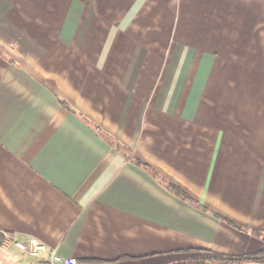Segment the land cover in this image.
I'll use <instances>...</instances> for the list:
<instances>
[{
  "label": "crops",
  "instance_id": "0c3cea01",
  "mask_svg": "<svg viewBox=\"0 0 264 264\" xmlns=\"http://www.w3.org/2000/svg\"><path fill=\"white\" fill-rule=\"evenodd\" d=\"M0 231L77 264L264 250V0H0Z\"/></svg>",
  "mask_w": 264,
  "mask_h": 264
},
{
  "label": "trees",
  "instance_id": "16d2710c",
  "mask_svg": "<svg viewBox=\"0 0 264 264\" xmlns=\"http://www.w3.org/2000/svg\"><path fill=\"white\" fill-rule=\"evenodd\" d=\"M66 108L67 106L62 103ZM119 147L118 145H115ZM170 189L184 198L183 194L173 186ZM256 237L264 238V234L253 232ZM5 239H13V235L0 231V247ZM176 264H264V250L248 255H226L208 250H199Z\"/></svg>",
  "mask_w": 264,
  "mask_h": 264
},
{
  "label": "built area",
  "instance_id": "2783aa9c",
  "mask_svg": "<svg viewBox=\"0 0 264 264\" xmlns=\"http://www.w3.org/2000/svg\"><path fill=\"white\" fill-rule=\"evenodd\" d=\"M2 245L6 246L5 248L12 247L22 256L32 258L44 264H77L74 258H63L58 256L54 252L48 250L43 243L35 239H5Z\"/></svg>",
  "mask_w": 264,
  "mask_h": 264
},
{
  "label": "rangeland",
  "instance_id": "374dc122",
  "mask_svg": "<svg viewBox=\"0 0 264 264\" xmlns=\"http://www.w3.org/2000/svg\"><path fill=\"white\" fill-rule=\"evenodd\" d=\"M0 256H1V253H0Z\"/></svg>",
  "mask_w": 264,
  "mask_h": 264
}]
</instances>
